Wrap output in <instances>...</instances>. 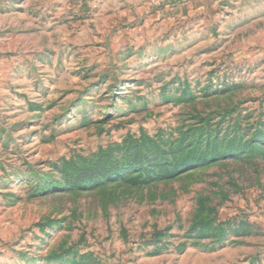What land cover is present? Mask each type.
Segmentation results:
<instances>
[{
  "label": "rangeland",
  "instance_id": "1",
  "mask_svg": "<svg viewBox=\"0 0 264 264\" xmlns=\"http://www.w3.org/2000/svg\"><path fill=\"white\" fill-rule=\"evenodd\" d=\"M0 264H264V0H0Z\"/></svg>",
  "mask_w": 264,
  "mask_h": 264
}]
</instances>
